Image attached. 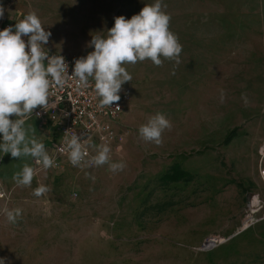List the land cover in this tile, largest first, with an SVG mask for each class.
Instances as JSON below:
<instances>
[{
  "label": "rangeland",
  "instance_id": "rangeland-1",
  "mask_svg": "<svg viewBox=\"0 0 264 264\" xmlns=\"http://www.w3.org/2000/svg\"><path fill=\"white\" fill-rule=\"evenodd\" d=\"M153 3L0 0L8 24L35 12L51 32L44 47L74 59L93 50L87 42L106 36L114 17L130 19ZM162 4L182 52L179 63L125 65L132 80L119 95L129 99L110 148L122 171L105 164L52 173L31 156L0 151L5 264H264V222L244 225L250 194L264 196V0ZM156 113L171 124L160 145L138 132ZM24 127L28 139L40 135L35 120ZM174 163L193 179L163 185L159 177ZM25 164L35 170L30 186L14 179ZM40 186L48 191L34 195Z\"/></svg>",
  "mask_w": 264,
  "mask_h": 264
},
{
  "label": "clouds",
  "instance_id": "clouds-1",
  "mask_svg": "<svg viewBox=\"0 0 264 264\" xmlns=\"http://www.w3.org/2000/svg\"><path fill=\"white\" fill-rule=\"evenodd\" d=\"M164 8L162 0H155L153 4H145L130 19L123 15L114 17V25L107 29L106 36L92 35L87 46L93 50L74 60L71 75L62 55H50L48 49L45 51L51 32L45 30L35 12H29L14 27L10 25L0 30V151L15 159L31 156L45 169L53 166V155H49L42 142L28 139L24 125L35 109L50 106V97L55 95L53 86L62 88L68 76L75 79L78 90L88 88L94 81L98 106L104 108L118 102L122 86L132 80L125 65L146 60L158 67L164 60L179 63L182 45L170 30L171 16ZM4 11L0 6V18ZM170 127L165 115L156 113L139 127L138 132L143 141L160 145L162 133ZM64 143L73 166L85 162L89 145L81 136L73 134L69 138L66 135ZM110 151L108 145H101L86 163L89 166L108 164L110 171H122L126 165L110 162ZM34 175L35 170L25 164L14 179L18 185L30 186ZM46 191V187L40 186L33 194L40 196ZM15 214L19 215V209ZM7 216L15 222L13 212H7ZM5 259L0 258V264H5Z\"/></svg>",
  "mask_w": 264,
  "mask_h": 264
},
{
  "label": "built area",
  "instance_id": "built-area-1",
  "mask_svg": "<svg viewBox=\"0 0 264 264\" xmlns=\"http://www.w3.org/2000/svg\"><path fill=\"white\" fill-rule=\"evenodd\" d=\"M8 26L10 24L0 26V30ZM24 39L27 40L26 37ZM48 51L50 55H62L51 50ZM62 56L69 65L68 74L71 75L75 59L65 55ZM52 91L55 92V95L50 97V106L46 109L38 107L33 111L32 117L38 119L43 125L49 122L59 125V142L51 146L50 156L53 155L54 164L45 169L41 163L33 159V166L53 172H61L64 169L93 168L95 165L89 166L86 161L96 155V148L105 144L110 148H115L116 142H118L116 128L128 102L129 92H122L120 100L111 107L100 108L98 106L99 98L94 91V81L90 82L88 88L78 90L75 79L68 76L62 88L53 86ZM117 107H119V110ZM73 134L81 136L82 141H86L89 145L87 148L89 155L80 166H73L65 151L64 137L67 135L70 138ZM258 180L261 187L264 188V148L260 151ZM6 199L7 195L0 187V200L4 201ZM245 214V227L264 222V196L259 191L250 194L248 197L245 205ZM209 243L211 241L208 242L207 246H209Z\"/></svg>",
  "mask_w": 264,
  "mask_h": 264
},
{
  "label": "crops",
  "instance_id": "crops-1",
  "mask_svg": "<svg viewBox=\"0 0 264 264\" xmlns=\"http://www.w3.org/2000/svg\"><path fill=\"white\" fill-rule=\"evenodd\" d=\"M11 18L12 17H10L9 19H11ZM8 23H9L8 22V18L6 17V14H5V11H4V16L2 18H0V26L6 25ZM58 54H60V53H58ZM30 120H35L36 121V124L40 128L39 129L40 130V135H38L36 137L33 136L32 138H35L39 142H42L45 145V150L47 152L49 151L51 153V146H52V144L59 142V137H60L59 136V125L57 123H50V122L47 123V124H45V125H43V124L40 123V121L38 119H36L35 117H32V116H30L29 118H27L26 119V122L27 121H30ZM50 172L53 173V171H50ZM0 187L4 191V189L2 188L1 185H0Z\"/></svg>",
  "mask_w": 264,
  "mask_h": 264
},
{
  "label": "trees",
  "instance_id": "trees-1",
  "mask_svg": "<svg viewBox=\"0 0 264 264\" xmlns=\"http://www.w3.org/2000/svg\"><path fill=\"white\" fill-rule=\"evenodd\" d=\"M232 136L229 135L224 144H227L231 141ZM193 179V177L185 172L184 170H182L181 166L178 165L177 163H174L166 172L165 174L161 175L159 177V181L163 184V185H169L170 183H176V182H184V183H188L189 181H191Z\"/></svg>",
  "mask_w": 264,
  "mask_h": 264
},
{
  "label": "water",
  "instance_id": "water-1",
  "mask_svg": "<svg viewBox=\"0 0 264 264\" xmlns=\"http://www.w3.org/2000/svg\"><path fill=\"white\" fill-rule=\"evenodd\" d=\"M12 118H14V117H12Z\"/></svg>",
  "mask_w": 264,
  "mask_h": 264
}]
</instances>
